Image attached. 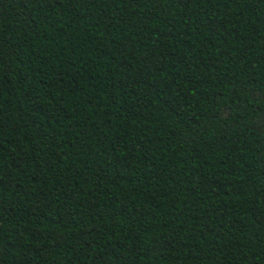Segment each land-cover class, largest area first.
<instances>
[{"label": "trees", "instance_id": "16d2710c", "mask_svg": "<svg viewBox=\"0 0 264 264\" xmlns=\"http://www.w3.org/2000/svg\"><path fill=\"white\" fill-rule=\"evenodd\" d=\"M0 264H264V0H0Z\"/></svg>", "mask_w": 264, "mask_h": 264}]
</instances>
